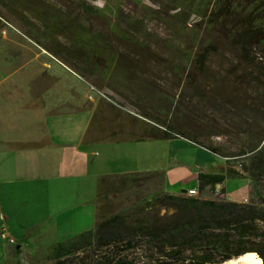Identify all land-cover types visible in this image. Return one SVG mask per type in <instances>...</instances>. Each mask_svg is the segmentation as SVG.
Listing matches in <instances>:
<instances>
[{
	"label": "rangeland",
	"instance_id": "374dc122",
	"mask_svg": "<svg viewBox=\"0 0 264 264\" xmlns=\"http://www.w3.org/2000/svg\"><path fill=\"white\" fill-rule=\"evenodd\" d=\"M73 1L84 0H0V83L70 84L74 90L85 89L96 98L101 97L98 89L106 90L124 102L129 129L126 136L145 139L128 138L105 149L118 150L124 159L120 160L122 166L159 169L165 186L175 192L197 185L198 172L226 164L209 144L206 148L200 143L214 139L216 150L232 160L257 150L250 168L254 169L253 181L264 193V162L260 160L264 146L258 150L264 139V76L242 58L231 38L209 29L203 17H187L183 8L167 11L168 4L155 0H90L98 7L104 5L105 10L96 15V33L89 34L88 24L87 29L84 22L79 27L71 13L54 4ZM212 46L214 50L202 64L198 52ZM253 53L255 63L264 61L260 47H254ZM58 97L51 93L43 100ZM139 114L198 143L187 138L169 141L166 132L156 137L151 122ZM241 162V170L248 168L249 164ZM232 166L229 164L228 169ZM160 182L148 175L110 178L100 189V218L125 212L128 223L133 224L141 218L153 223L171 217L175 206L154 198L161 192ZM223 186L226 195L210 187L199 196L246 202L242 200L250 195L246 177H227ZM32 204H17L20 209L13 217L0 221V264H27L25 257L14 258L12 248L33 247L36 239L44 242L39 252L44 264L51 263L48 257L53 251L47 247L53 245L52 231L62 209L52 208L51 195L47 194L44 211L28 215ZM3 224L16 243L2 236ZM116 245L122 244L90 247L76 254L78 260L86 258L87 264H96L99 255L113 251ZM135 254L144 264L142 251L137 249Z\"/></svg>",
	"mask_w": 264,
	"mask_h": 264
},
{
	"label": "crops",
	"instance_id": "0c3cea01",
	"mask_svg": "<svg viewBox=\"0 0 264 264\" xmlns=\"http://www.w3.org/2000/svg\"><path fill=\"white\" fill-rule=\"evenodd\" d=\"M74 89L75 86L70 84L0 83V211L11 219L16 210L20 209L17 204L33 202L26 213L34 215L44 211V194L51 195L52 208L62 209L52 231L53 245L47 247L51 252L58 243L68 242L96 227L100 219V184L104 177L123 179L130 175H148L160 179L163 192L182 194V189L175 192L165 186L163 173L159 169L142 170L136 165L122 166L120 160L124 159L120 157L119 151L105 149L106 145L123 142L128 138L145 139L143 136H126L129 129L126 125L127 115L123 113L124 102L116 100L106 90L98 89L101 97L96 98L85 89ZM42 93L47 98L51 93L59 94L60 97L43 100V97L38 98ZM140 116L151 122V130L156 131V137L160 138L168 131L172 133L167 136L169 141L187 138L198 143V140ZM133 122L136 128V121ZM212 140L200 145L208 148L209 144L212 151L224 157L226 164L198 172L197 185L189 189L197 188L203 194L210 187L200 189V175L226 172L230 164L239 172L237 176L248 179L250 195L242 200L247 201L253 197L254 184H258L253 181L254 169L250 168L252 157L258 151L238 154V158L234 157L233 161L231 157L218 152V143ZM262 146L264 139L258 150ZM262 153L260 160L263 163ZM242 158L245 165L249 164L244 170L239 168L242 162L236 160ZM228 160L232 161L228 163ZM223 183L217 184L216 188L226 195ZM32 245H16L12 248L14 258L25 257L27 264H44L43 256L39 253L44 248L43 240L36 239ZM16 249H20V252Z\"/></svg>",
	"mask_w": 264,
	"mask_h": 264
},
{
	"label": "trees",
	"instance_id": "16d2710c",
	"mask_svg": "<svg viewBox=\"0 0 264 264\" xmlns=\"http://www.w3.org/2000/svg\"><path fill=\"white\" fill-rule=\"evenodd\" d=\"M167 11L183 8L188 14L203 17L209 29L217 30L231 38L243 59L254 64L264 76V61L255 63L254 47L264 51V0H155ZM165 5V4H164ZM214 47H204L197 58L203 64ZM263 60V59H262ZM169 130L176 131L173 127ZM166 135H172L166 132ZM240 175L232 167L226 172L201 174L200 189H212L231 176ZM140 176L130 175L123 179ZM110 181L101 180L100 189ZM201 191V190H200ZM156 201L176 208L171 217L151 223L141 218L133 224L127 213L103 216L94 229L77 235L65 243H58L48 257L50 264H87L77 252L106 248L110 243H120L113 251L99 255L96 264H141L135 250L142 251L144 264H222L245 253L264 264V193L256 186L250 201L202 198L161 192ZM20 252V249H16ZM133 252V255L131 254ZM215 254L220 257L215 258ZM87 255H85L86 257ZM262 257V258H261ZM261 258V259H260ZM263 259V261H262Z\"/></svg>",
	"mask_w": 264,
	"mask_h": 264
},
{
	"label": "flooded vegetation",
	"instance_id": "af4514ba",
	"mask_svg": "<svg viewBox=\"0 0 264 264\" xmlns=\"http://www.w3.org/2000/svg\"><path fill=\"white\" fill-rule=\"evenodd\" d=\"M54 4L56 5V8L71 13L73 18L79 21V27L81 26V23L84 22L83 27L87 29L86 24H88L90 27V30L89 31L87 30L89 34L91 32H94V34L96 33V21H95L96 15L98 12L100 13L102 9L105 10L104 5L98 7L96 5V1H90V0L73 1V2H55ZM85 29L81 28V30L83 31Z\"/></svg>",
	"mask_w": 264,
	"mask_h": 264
},
{
	"label": "built area",
	"instance_id": "2783aa9c",
	"mask_svg": "<svg viewBox=\"0 0 264 264\" xmlns=\"http://www.w3.org/2000/svg\"><path fill=\"white\" fill-rule=\"evenodd\" d=\"M216 192H219L220 190L216 189L215 190ZM186 195L188 196H198L200 194V191L197 189V188H191L189 190H187V192L185 193ZM5 219V216L3 215V213L0 211V221L1 220H4ZM1 230H2V236L4 238H7L8 241L10 243H16V239L14 237H12L10 235V233H8V231L6 230L5 228V225L3 224L2 227H1Z\"/></svg>",
	"mask_w": 264,
	"mask_h": 264
},
{
	"label": "bare ground",
	"instance_id": "6f19581e",
	"mask_svg": "<svg viewBox=\"0 0 264 264\" xmlns=\"http://www.w3.org/2000/svg\"><path fill=\"white\" fill-rule=\"evenodd\" d=\"M225 263L226 264H229V263H231V264H258V262L255 259H253L250 256V254H248V253H245V254L241 255L240 257H238L237 259H233V260L227 261Z\"/></svg>",
	"mask_w": 264,
	"mask_h": 264
},
{
	"label": "water",
	"instance_id": "95a60500",
	"mask_svg": "<svg viewBox=\"0 0 264 264\" xmlns=\"http://www.w3.org/2000/svg\"><path fill=\"white\" fill-rule=\"evenodd\" d=\"M187 192V190L186 189H182V193H186ZM241 256V255H240ZM240 256H238V257H240ZM237 257V258H238ZM237 258H231L230 260H228V261H231V260H233V259H237ZM262 258V257H261ZM262 261H263V259H262ZM227 262V261H226ZM222 264H226L225 262L224 263H222ZM229 264H231V263H229Z\"/></svg>",
	"mask_w": 264,
	"mask_h": 264
}]
</instances>
